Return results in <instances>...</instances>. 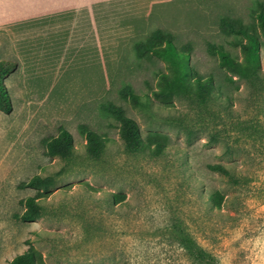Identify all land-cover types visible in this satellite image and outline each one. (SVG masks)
I'll list each match as a JSON object with an SVG mask.
<instances>
[{"label":"rangeland","instance_id":"obj_1","mask_svg":"<svg viewBox=\"0 0 264 264\" xmlns=\"http://www.w3.org/2000/svg\"><path fill=\"white\" fill-rule=\"evenodd\" d=\"M264 0H0V61L13 111H0V264L34 249L40 264H199L184 231L216 264H264V34L258 74L242 79L219 66L209 44L242 58L223 17L253 24ZM156 30L192 46L191 66L212 76L219 99L194 95L151 109L120 91L157 89L166 64L139 58L135 45ZM231 77L233 82L229 81ZM121 106L142 139L165 136L164 153L130 155L118 123L101 105ZM87 125L109 137L89 159ZM68 131L75 157L46 153L43 139ZM221 164L229 175L213 172ZM35 175L55 177L47 191L21 188ZM43 215L16 218L28 197ZM220 203V205H219Z\"/></svg>","mask_w":264,"mask_h":264},{"label":"trees","instance_id":"obj_2","mask_svg":"<svg viewBox=\"0 0 264 264\" xmlns=\"http://www.w3.org/2000/svg\"><path fill=\"white\" fill-rule=\"evenodd\" d=\"M219 28L223 34L238 38L235 46L240 49L242 58L232 55L222 46L215 44L208 45L209 55L217 59L221 68L239 78L250 79L256 76L261 66L259 31L264 34L263 5H259V8L254 11L253 24H245L241 19L223 17L219 22ZM135 50L139 58L161 59L166 64V71L158 74L157 89L153 90L150 95H139L130 86L124 87L120 91V97L131 106L151 109L154 101L168 103L176 97L191 95H194L201 103H205L208 99H219L221 92L215 89L213 77H202L192 68L190 63L192 46L186 45L179 48L171 33L156 30L145 41L136 43ZM10 66L11 62L0 61V111L5 114H11L13 111L12 102L3 84V77L9 74ZM228 80L233 82L231 77ZM101 110L118 123L119 134L126 153L130 155L152 153L155 156L164 153L166 149L164 135L149 134L144 140L136 121L128 117L121 106L106 103L101 105ZM79 132L86 138L87 157L96 162L100 161L107 151L109 137L99 134L87 125H80ZM42 144L49 156L59 157L66 161L75 157L76 148L73 136L64 129L60 130L57 136L43 139ZM209 169L213 172L230 174L221 164L210 165ZM55 182L53 176L35 175L23 182L20 187L47 191L55 185ZM41 201L40 195L24 199L21 204L25 210L16 215V218L23 222H33L42 217ZM179 234L183 246L199 264H216L214 258L203 250L188 233L181 231ZM41 259V255L31 249L29 252L16 256L10 264H40Z\"/></svg>","mask_w":264,"mask_h":264}]
</instances>
